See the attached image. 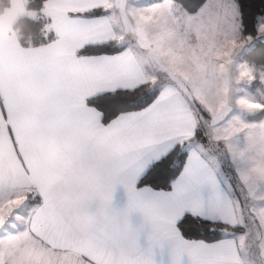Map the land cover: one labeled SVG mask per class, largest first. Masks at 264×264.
<instances>
[{
    "label": "snow or ice",
    "instance_id": "1",
    "mask_svg": "<svg viewBox=\"0 0 264 264\" xmlns=\"http://www.w3.org/2000/svg\"><path fill=\"white\" fill-rule=\"evenodd\" d=\"M0 264H264V0H0Z\"/></svg>",
    "mask_w": 264,
    "mask_h": 264
},
{
    "label": "trees",
    "instance_id": "2",
    "mask_svg": "<svg viewBox=\"0 0 264 264\" xmlns=\"http://www.w3.org/2000/svg\"><path fill=\"white\" fill-rule=\"evenodd\" d=\"M30 22L28 21H21L19 27L21 31L24 33L25 37H28L29 35H34V32L29 27Z\"/></svg>",
    "mask_w": 264,
    "mask_h": 264
}]
</instances>
